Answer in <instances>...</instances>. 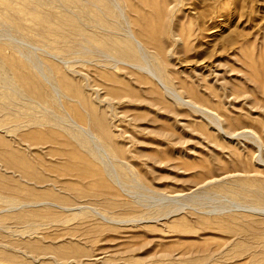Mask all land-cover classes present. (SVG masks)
<instances>
[{
    "label": "rangeland",
    "instance_id": "obj_1",
    "mask_svg": "<svg viewBox=\"0 0 264 264\" xmlns=\"http://www.w3.org/2000/svg\"><path fill=\"white\" fill-rule=\"evenodd\" d=\"M263 194L264 0H0V264H264Z\"/></svg>",
    "mask_w": 264,
    "mask_h": 264
},
{
    "label": "bare ground",
    "instance_id": "obj_2",
    "mask_svg": "<svg viewBox=\"0 0 264 264\" xmlns=\"http://www.w3.org/2000/svg\"><path fill=\"white\" fill-rule=\"evenodd\" d=\"M94 5V4H93ZM106 18V17H105ZM60 30V29H59ZM77 30V29H76ZM75 32V31H74ZM70 35V34H69ZM82 35V34H81ZM71 37V36H70ZM85 38V37H84ZM82 39V38H81ZM102 41V40H101ZM139 41V40H138ZM140 42V41H139ZM138 42V43H139ZM79 43V42H78ZM142 43V42H141ZM76 44V43H75ZM80 45V44H79ZM83 47V46H82ZM75 48V47H74ZM84 48V47H83ZM83 48H81V51H82V49ZM78 52V51H77ZM141 52V51H140ZM87 53V52H86ZM104 55V54H103ZM111 55V54H110ZM110 57V56H109ZM112 57V56H111ZM143 57V56H142ZM107 58V57H106ZM110 60V59H109ZM106 61V60H105ZM145 61V60H144ZM18 63V62H17ZM133 64V63H132ZM131 65V64H130ZM137 66H139V65H137ZM142 67V66H141ZM28 71V70H27ZM44 143V142H43ZM43 143H42V145H43ZM50 143H51V141H50ZM60 143V142H59ZM35 144H38V142H36ZM34 144V145H35ZM45 144V143H44ZM52 144V143H51ZM41 145V144H40ZM53 146V145H52ZM60 153V152H59ZM61 154V153H60ZM59 154V155H60ZM64 154V153H63ZM58 155V154H57ZM68 155H71V153H69V154H66V157L68 156ZM40 157V156H39ZM59 157H62V156H59ZM63 157H65V155L63 156ZM66 159V158H65ZM68 159V158H67ZM71 160V159H70ZM67 161H69V159L67 160ZM33 162V161H32ZM71 162V161H70ZM40 164V163H39ZM65 164V163H64ZM70 165V164H69ZM65 166V165H64ZM44 167V166H43ZM53 168H55V167H53ZM49 169H52V168H50L49 167ZM69 174V173H68ZM76 175V174H75ZM53 186H55V185H53ZM61 188V187H60ZM259 193V192H258ZM260 195V194H259ZM264 195V194H263ZM52 204V203H51Z\"/></svg>",
    "mask_w": 264,
    "mask_h": 264
}]
</instances>
